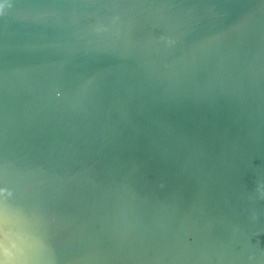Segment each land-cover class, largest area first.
Wrapping results in <instances>:
<instances>
[{
	"label": "water",
	"instance_id": "water-1",
	"mask_svg": "<svg viewBox=\"0 0 264 264\" xmlns=\"http://www.w3.org/2000/svg\"><path fill=\"white\" fill-rule=\"evenodd\" d=\"M0 264H264V0H0Z\"/></svg>",
	"mask_w": 264,
	"mask_h": 264
}]
</instances>
